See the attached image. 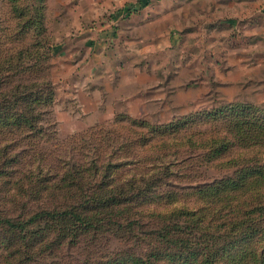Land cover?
Listing matches in <instances>:
<instances>
[{"label":"rangeland","instance_id":"rangeland-1","mask_svg":"<svg viewBox=\"0 0 264 264\" xmlns=\"http://www.w3.org/2000/svg\"><path fill=\"white\" fill-rule=\"evenodd\" d=\"M169 1L0 0V264H264V21Z\"/></svg>","mask_w":264,"mask_h":264},{"label":"crops","instance_id":"crops-1","mask_svg":"<svg viewBox=\"0 0 264 264\" xmlns=\"http://www.w3.org/2000/svg\"><path fill=\"white\" fill-rule=\"evenodd\" d=\"M158 1H165V0H158ZM222 1H224V2H231V1L232 2H235V1L241 2L243 4L244 8H247L246 10L248 11V14H250V12H251L248 6L255 4V10L252 11L254 14L252 13L253 15L250 16L251 18L252 17L254 18L255 22H249L248 24L250 25L251 23H254L256 25V23H257L256 21H259V23H263V21H264V0H222ZM171 2L176 3V0H170L168 3H171ZM125 11L126 12H122V15L120 17H125L127 19L129 16V14H127L128 10L126 9ZM124 13H126L125 16L123 15ZM117 18L119 19V16ZM105 35H106V33H105ZM109 62L110 61H108V60L104 61V63L107 65L109 64ZM97 64L98 63H96V65ZM96 65L94 67H97ZM79 70H80L79 73L81 74V77L82 78L85 77L86 81L94 82L96 80V78L98 77L97 72L96 73L93 72L94 70H90V75H87L88 69L84 72V70L81 68V65H80Z\"/></svg>","mask_w":264,"mask_h":264},{"label":"trees","instance_id":"trees-1","mask_svg":"<svg viewBox=\"0 0 264 264\" xmlns=\"http://www.w3.org/2000/svg\"><path fill=\"white\" fill-rule=\"evenodd\" d=\"M144 2L146 3V5H147V3H148V0H144ZM140 8H137V9H135V10H133L132 11V9H129L128 10V12H127V14H130L131 12H136V11H138ZM50 89H49V91H50V93H51V91L53 90V87L51 88V86L49 87ZM53 93H52V95H51V102L53 101V96H54V94H55V92L54 91H52ZM50 93H48V94H50ZM47 94V95H48ZM47 100H49V98L47 99ZM27 124V123H26ZM234 187L236 186V184H234L233 185ZM43 217V216H45V214H40V215H36L35 216V218H37V217ZM53 216V215H52ZM54 218H65V217H68V216H71V217H73V218H78V216L76 215V214H73V213H71V212H63V213H59V214H54ZM34 218V219H35ZM76 220H80V218H78V219H76ZM0 225H5V226H8V227H10V228H14V227H18V225L17 224H14L13 222H11L10 220H0Z\"/></svg>","mask_w":264,"mask_h":264}]
</instances>
